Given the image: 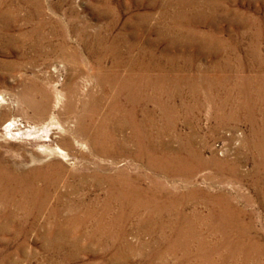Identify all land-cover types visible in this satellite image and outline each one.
I'll return each instance as SVG.
<instances>
[{
  "label": "rangeland",
  "instance_id": "374dc122",
  "mask_svg": "<svg viewBox=\"0 0 264 264\" xmlns=\"http://www.w3.org/2000/svg\"><path fill=\"white\" fill-rule=\"evenodd\" d=\"M130 70L143 71L153 137L206 159L191 179L132 156L109 167L71 132L100 130L112 73ZM263 109L264 0H0V165L29 175L0 176V264H264ZM101 168L161 177L172 205L186 201L184 215L222 194L242 210L232 229L247 227L249 242L236 257L198 258L153 209L112 211L116 226L114 213L98 226L82 204L103 203L106 191L81 177Z\"/></svg>",
  "mask_w": 264,
  "mask_h": 264
},
{
  "label": "bare ground",
  "instance_id": "6f19581e",
  "mask_svg": "<svg viewBox=\"0 0 264 264\" xmlns=\"http://www.w3.org/2000/svg\"><path fill=\"white\" fill-rule=\"evenodd\" d=\"M132 71L135 72L134 70ZM132 71L130 70L128 72L131 73L130 75H124L121 72L112 73L110 84L113 83V85L116 86L114 102L110 111L101 119L102 125L99 130L100 132L97 130L96 124H93L91 127H89V124L87 126L80 124L75 129H71V132L75 134L83 133V140L89 143V150L91 152L99 151L103 155L107 156L109 167H112V164L118 162L119 159L123 157V155L128 157L132 156L135 160H138L140 161V163L145 164L147 167L151 168L157 175H160V171H164L169 174L182 175L186 179H191L200 169L204 168V166H207L206 164L208 163H206V159L202 156V153L200 151H195L196 149L193 150L192 148H173L170 146L162 147V144L153 137L148 128L146 118L149 113L146 108L147 102L149 100L146 99L147 92H144L147 84L144 80H142L140 76L144 74H142V70H140L139 73H133ZM129 78L130 80H128ZM93 107H95V104H93ZM93 107L91 106V110L93 109ZM87 130L89 131V133L86 132ZM134 145L136 147H134ZM155 174H148L147 172H143L142 170H139L138 173H130L125 171L124 168H120L115 170L114 172H111L107 169L101 168L95 171L91 179L88 176H82L81 182L98 185L99 187L104 188L107 194V200H104L103 203L99 202L100 204H95L92 207H89V204L87 203H83L82 208L85 210L84 215L94 217L96 224L98 226H102L106 224L105 217L108 216V214L114 213L115 216L110 217L111 219L107 224L116 226V212L112 211L132 213L135 210L137 211L138 209L140 211L141 209H153L152 211L154 212V214L157 213L158 215L156 216L154 223L159 224L160 227L163 228H171L172 226L174 230L176 229L175 226H180L182 229L181 238L184 239L183 242H187L186 244L192 243L195 248H198L196 252V257L198 258L204 256L206 258H210L212 255V251L219 252L223 250L224 252L219 253V258H232V256L236 257L235 254H233L235 253L234 251H236L235 249H233L234 247L246 246L240 245V243L242 241L247 243V237L251 235L250 230L247 227L243 228V233L241 231L236 232L233 230V227L239 228V226H241L239 224H242L240 220H237L238 216H236L242 215L241 209L236 206H231L230 209L226 208V202H223V197L221 196L222 194H217V197L220 199L219 202L215 201V203L210 200L204 199V204L207 208L206 213H201L200 209H198V207H195L194 205V207H192L191 209V212L188 211L190 212V214L192 213V215H184L185 205L187 204L186 201L182 200L183 204L179 203L177 205L175 204V206L172 205L170 200L167 199L170 194L164 196L165 192H162V189L165 190V188L164 184L162 183L161 177ZM0 176L9 179V182L10 180H15L20 184L21 182L25 181L26 177H28L29 175L26 173V171L22 173H15L14 171L3 168L0 165ZM147 179H149L148 183H146ZM193 189L199 191L198 188ZM35 197L36 196H34V198ZM196 198L198 199V197ZM199 200H197L196 202H198ZM182 205H184V207H182ZM161 213L165 214V218L160 216L162 215ZM96 214H99V216H96ZM240 236H242L243 239L236 238ZM204 249H208V251L204 252ZM232 249L234 251H231ZM204 260L206 262V259ZM213 262L215 263V261ZM236 263H238V261Z\"/></svg>",
  "mask_w": 264,
  "mask_h": 264
}]
</instances>
